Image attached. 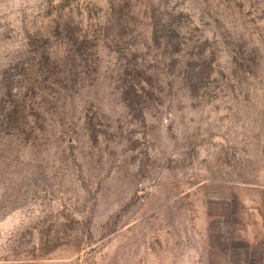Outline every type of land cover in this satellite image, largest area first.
<instances>
[{"label":"rangeland","instance_id":"374dc122","mask_svg":"<svg viewBox=\"0 0 264 264\" xmlns=\"http://www.w3.org/2000/svg\"><path fill=\"white\" fill-rule=\"evenodd\" d=\"M0 264H264V0H0Z\"/></svg>","mask_w":264,"mask_h":264}]
</instances>
